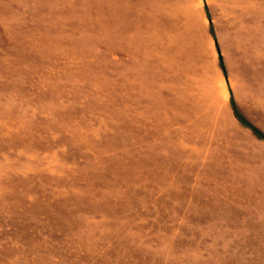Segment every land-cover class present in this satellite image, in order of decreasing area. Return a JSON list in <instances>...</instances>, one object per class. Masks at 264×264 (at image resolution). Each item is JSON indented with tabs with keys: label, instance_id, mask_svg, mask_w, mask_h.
Returning a JSON list of instances; mask_svg holds the SVG:
<instances>
[{
	"label": "rangeland",
	"instance_id": "obj_1",
	"mask_svg": "<svg viewBox=\"0 0 264 264\" xmlns=\"http://www.w3.org/2000/svg\"><path fill=\"white\" fill-rule=\"evenodd\" d=\"M234 106L264 131V0H0V264H264Z\"/></svg>",
	"mask_w": 264,
	"mask_h": 264
},
{
	"label": "trees",
	"instance_id": "obj_2",
	"mask_svg": "<svg viewBox=\"0 0 264 264\" xmlns=\"http://www.w3.org/2000/svg\"><path fill=\"white\" fill-rule=\"evenodd\" d=\"M232 101L234 103V100ZM234 108H235L236 115L239 117V119L246 125L250 126L251 129L255 132V134H257V136L264 138V131L261 128H259L257 125L252 123L250 120H248L235 106Z\"/></svg>",
	"mask_w": 264,
	"mask_h": 264
},
{
	"label": "water",
	"instance_id": "obj_3",
	"mask_svg": "<svg viewBox=\"0 0 264 264\" xmlns=\"http://www.w3.org/2000/svg\"><path fill=\"white\" fill-rule=\"evenodd\" d=\"M228 87H229V89H231V86H230V82H229V80H228Z\"/></svg>",
	"mask_w": 264,
	"mask_h": 264
}]
</instances>
